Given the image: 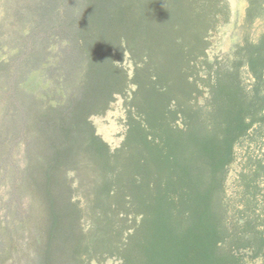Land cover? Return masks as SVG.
Listing matches in <instances>:
<instances>
[{
    "label": "trees",
    "instance_id": "obj_1",
    "mask_svg": "<svg viewBox=\"0 0 264 264\" xmlns=\"http://www.w3.org/2000/svg\"><path fill=\"white\" fill-rule=\"evenodd\" d=\"M246 1V22L264 16V0ZM3 10L0 264H264L259 155L234 197L226 188L236 146L264 128V30L211 61L226 0ZM118 98L124 132L111 148L92 118Z\"/></svg>",
    "mask_w": 264,
    "mask_h": 264
},
{
    "label": "rangeland",
    "instance_id": "obj_2",
    "mask_svg": "<svg viewBox=\"0 0 264 264\" xmlns=\"http://www.w3.org/2000/svg\"><path fill=\"white\" fill-rule=\"evenodd\" d=\"M226 1L228 2L230 8V20L211 38V46L208 51V58L211 61L215 59L222 60L230 57L234 48L242 41L245 35H248L252 40H254L264 30V16L256 18L252 22L245 21V9L247 6L246 0ZM3 8L4 0H0V61H3L4 58L9 57L11 50H13L12 48H7V46L11 45L13 42L4 41L3 37H1V33L3 32ZM7 38L11 39L8 35ZM14 45H16L17 48L16 41H14ZM127 67L130 71L131 67L129 65H127ZM37 85V75L32 73L25 82V86H27L30 90H34ZM123 122L124 110L122 107V100L120 98L111 104L110 109L104 116L92 118V123L95 126L96 133L111 148L117 147L122 139V134L124 132ZM258 138L259 135L257 129H253L250 132V136L245 138L240 144L236 146L235 150L237 159L230 168L226 183L227 194L230 197H234V193L237 191L236 182L238 180V174L244 168L247 158L253 159V156L257 155V146L259 144ZM104 264L119 263L114 260H108ZM254 264H260V262L257 261Z\"/></svg>",
    "mask_w": 264,
    "mask_h": 264
},
{
    "label": "crops",
    "instance_id": "obj_3",
    "mask_svg": "<svg viewBox=\"0 0 264 264\" xmlns=\"http://www.w3.org/2000/svg\"><path fill=\"white\" fill-rule=\"evenodd\" d=\"M258 132V135H259V144L257 146L258 150H257V155H259V157L257 158L262 165H264V128H262L261 130H257ZM260 187L262 188L263 190V193H264V182L263 181H260Z\"/></svg>",
    "mask_w": 264,
    "mask_h": 264
}]
</instances>
